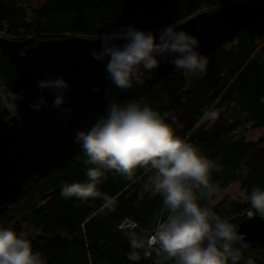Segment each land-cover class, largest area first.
<instances>
[{
	"label": "trees",
	"instance_id": "1",
	"mask_svg": "<svg viewBox=\"0 0 264 264\" xmlns=\"http://www.w3.org/2000/svg\"><path fill=\"white\" fill-rule=\"evenodd\" d=\"M234 1L239 0H44L34 5L29 0H0V21L5 19L14 34L100 36L127 24L142 30L159 29L205 6L215 8ZM207 57L205 73L177 72L137 101L158 111L177 136L215 163L213 169L220 175L212 184L238 181L243 202L212 204L200 196L202 190L197 193L198 203L238 226L246 210L258 214L248 199L253 188L264 190V160L254 166L243 164L251 149L264 142V15ZM17 71L0 57V82ZM212 108L223 112L205 120ZM249 126L262 129L259 141L237 134ZM85 159L81 149L64 167L31 178L25 192L0 214V227L25 233L34 251L47 257V264H157L155 251L146 255V246L136 248L131 243L133 234L145 239L154 233L162 207V196L152 193L148 175L141 169L133 181L113 171L102 177L97 190L117 198L112 210L102 207L103 195L86 201L63 197V185L87 182L90 165L84 164ZM249 260L264 264V252L241 248L238 264Z\"/></svg>",
	"mask_w": 264,
	"mask_h": 264
},
{
	"label": "clouds",
	"instance_id": "2",
	"mask_svg": "<svg viewBox=\"0 0 264 264\" xmlns=\"http://www.w3.org/2000/svg\"><path fill=\"white\" fill-rule=\"evenodd\" d=\"M99 41L101 47L91 55L104 62L105 79L112 87L105 90L103 114H98L86 129H78L73 139L86 156L84 164L90 165L88 180L63 185L61 195L85 201L103 195L102 207L112 210L117 198L97 190L101 178L113 171L133 181L142 169L152 193L162 196V207L154 233L145 239L133 234V247L146 246V255L155 251L157 264H238L241 248L248 247L245 234L238 232L229 219L198 203L201 189L214 190L209 177L215 163L177 136L158 111L137 100L119 99L122 93L134 92L154 79L162 64L193 76L205 73L208 57L198 51V38L175 23L157 31L127 24L101 34ZM37 47V43L26 44L18 55L26 58L27 52ZM36 83L41 94L29 104L33 112L48 104L44 93L50 91L52 106L59 110L57 119H70L73 109L65 107L70 83L63 76L51 75L37 78ZM92 90L100 92L101 85L96 84ZM27 99L8 83L0 82V108L21 123L19 102ZM205 115L215 119V113ZM248 199L255 213L264 217V190L253 188ZM248 214L252 216L253 212ZM0 264H47V257L34 251L25 233L0 227Z\"/></svg>",
	"mask_w": 264,
	"mask_h": 264
},
{
	"label": "water",
	"instance_id": "3",
	"mask_svg": "<svg viewBox=\"0 0 264 264\" xmlns=\"http://www.w3.org/2000/svg\"><path fill=\"white\" fill-rule=\"evenodd\" d=\"M263 15L264 0H239L198 11L175 24L196 36L200 43L198 51L210 56ZM99 37L77 33L52 37L30 35L21 39L0 36V57L18 69L16 74L1 82L29 97L19 102L22 123L0 108V214L25 192V184L31 178L44 177L67 165L81 150L73 143L76 131L86 129L98 114H103L105 90L112 85L105 79L104 62L96 61L91 55L94 49L101 47ZM33 43L38 47L30 49L26 58H20L18 53L26 44ZM181 71L162 64L154 79L134 92L122 93L119 99L137 100L155 85ZM49 75L63 76L71 85L65 105L73 109L70 119H57L59 110L52 106L50 91L44 93L48 104L43 110L33 112L29 107L41 94L36 79ZM96 84L101 85L100 92H93ZM4 114L8 117L5 118ZM263 160L264 143L252 148L243 164L254 166ZM218 176L217 169L210 170L209 183ZM237 230L245 234L247 248L264 251V217L259 214L247 216L239 222Z\"/></svg>",
	"mask_w": 264,
	"mask_h": 264
},
{
	"label": "rangeland",
	"instance_id": "4",
	"mask_svg": "<svg viewBox=\"0 0 264 264\" xmlns=\"http://www.w3.org/2000/svg\"><path fill=\"white\" fill-rule=\"evenodd\" d=\"M29 2L34 5V4H40L43 3L44 0H29ZM30 34V33H29ZM25 35V34H24ZM223 112L222 108H212L209 113H215V118L221 115ZM206 119H210L207 116L205 117ZM242 133L244 135V138L257 142L259 141L261 135L263 134L262 129L259 128H251L246 127L241 130L237 131V134ZM235 181V182H234ZM212 188L214 189L213 191H208L205 190L203 191L202 198L206 200L208 203H218L220 201H231V200H240L243 202L244 200V195L241 189L239 188V184L237 180H219L216 183L212 184ZM246 198V197H245ZM247 199V198H246ZM252 212V210H246L245 215L246 217L249 216V212ZM254 215V213H253ZM129 224V222H127ZM253 251H261V250H253ZM264 252V251H263ZM259 257H262V255L256 254Z\"/></svg>",
	"mask_w": 264,
	"mask_h": 264
},
{
	"label": "built area",
	"instance_id": "5",
	"mask_svg": "<svg viewBox=\"0 0 264 264\" xmlns=\"http://www.w3.org/2000/svg\"><path fill=\"white\" fill-rule=\"evenodd\" d=\"M251 1H260V0H251ZM206 8L203 11L209 10L211 7L205 6ZM33 34H14L9 31V25L5 19L0 21V36L11 38V39H21ZM34 36V35H33Z\"/></svg>",
	"mask_w": 264,
	"mask_h": 264
},
{
	"label": "flooded vegetation",
	"instance_id": "6",
	"mask_svg": "<svg viewBox=\"0 0 264 264\" xmlns=\"http://www.w3.org/2000/svg\"><path fill=\"white\" fill-rule=\"evenodd\" d=\"M6 80H7V79H6ZM4 117L7 118V117H8V114H4ZM263 143H264V142H263ZM261 144H262V143H261ZM219 175H220V173H219ZM218 177H219V176H218ZM218 177H217V178H218ZM217 178H216V179H217ZM212 182H214V181H212ZM212 182H210V185H211V186H212ZM201 190L204 191V189H201ZM201 190H200V191H201Z\"/></svg>",
	"mask_w": 264,
	"mask_h": 264
},
{
	"label": "bare ground",
	"instance_id": "7",
	"mask_svg": "<svg viewBox=\"0 0 264 264\" xmlns=\"http://www.w3.org/2000/svg\"><path fill=\"white\" fill-rule=\"evenodd\" d=\"M205 8H206V7H204L203 9H205ZM203 9H202L201 11H203ZM210 9H212V8H210ZM210 9H209V10H210Z\"/></svg>",
	"mask_w": 264,
	"mask_h": 264
}]
</instances>
